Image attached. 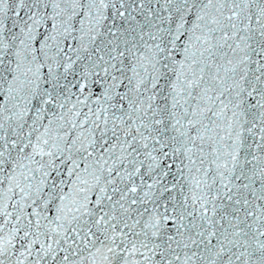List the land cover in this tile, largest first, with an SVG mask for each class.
<instances>
[{
	"label": "snow or ice",
	"instance_id": "snow-or-ice-1",
	"mask_svg": "<svg viewBox=\"0 0 264 264\" xmlns=\"http://www.w3.org/2000/svg\"><path fill=\"white\" fill-rule=\"evenodd\" d=\"M0 264H264V0H0Z\"/></svg>",
	"mask_w": 264,
	"mask_h": 264
}]
</instances>
